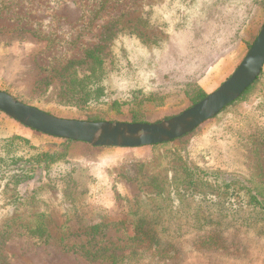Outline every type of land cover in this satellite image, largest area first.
<instances>
[{"label": "rangeland", "instance_id": "374dc122", "mask_svg": "<svg viewBox=\"0 0 264 264\" xmlns=\"http://www.w3.org/2000/svg\"><path fill=\"white\" fill-rule=\"evenodd\" d=\"M102 1L0 0V91L53 116L84 120L76 109L42 96L40 84L54 69L83 59L99 43L104 27L119 23L125 31L113 44L105 75L108 100L124 102L135 91L145 96L156 90L180 94L190 80H198L207 96L234 73L248 53L251 21L257 15L256 0H109L106 10L95 16ZM262 97L264 87L253 85L241 98L236 115L225 118L221 113L195 130L189 146L193 161L206 170H220L228 179L261 173L264 180V149L259 155L260 168L254 169L257 163L240 148L239 138V133L257 125L253 107ZM179 99L173 97L164 107L153 109L145 122L158 123L185 111ZM1 124L0 138L7 136L1 140L18 135L35 146L47 140L18 122L14 132ZM169 150L173 148L107 147L64 167L77 181L68 193L66 183L58 179L25 187L26 199L16 217L26 221L35 213L44 214L53 238L44 243L16 226L0 246V264L2 259L6 264H89L69 249L86 243L81 232L100 223H107L108 229L103 244L102 237L96 243H126V233L132 229L125 220L133 208L142 205L141 210L147 211L146 205H152L156 197V191L146 184L148 179L169 178V165H179L169 162ZM58 172L59 168L52 177L58 178ZM13 195L11 190L0 189V233L11 219ZM210 220L214 223L209 224ZM228 220L212 215L202 227L195 218L184 216L175 222L164 218L157 226L158 234L164 247L169 242L175 247L176 255L154 256L136 264H264V221L235 225ZM214 229L226 235L223 245L231 247L237 241L240 247L209 251L198 237Z\"/></svg>", "mask_w": 264, "mask_h": 264}, {"label": "trees", "instance_id": "16d2710c", "mask_svg": "<svg viewBox=\"0 0 264 264\" xmlns=\"http://www.w3.org/2000/svg\"><path fill=\"white\" fill-rule=\"evenodd\" d=\"M108 2L109 0L101 2L95 16L106 10ZM256 6L257 15L251 21L247 40L249 50L264 25V0H256ZM124 31L125 28L119 23L106 25L99 43L88 49L83 59L69 61L61 69H54L42 80L40 84L42 96H51L55 103L76 109L79 119L93 123L106 121L146 123L145 120L152 110L164 107L168 99L179 96L180 106L185 105L188 109L206 97L198 80H190L184 88H180V94H164L156 90L145 96L142 92L135 91L124 102L108 100L104 83L105 75L113 57V44ZM256 85L264 87V69L254 83V86ZM241 98L223 110V117L230 118L236 115L242 102ZM253 111H255L253 122L257 125L255 127L252 125L244 134L238 133L242 145L240 148L243 147L248 155L251 154V161L257 163L255 169L260 168L259 155L264 149V97L253 107ZM38 134L47 138L39 146L18 135L0 141V189L14 192L11 196L13 201L9 203V205L13 204L11 219L5 223V231L0 233V246L4 245L16 226L24 229L31 238L44 243L49 242L53 237L49 228L50 223L44 214L35 213L26 221H22L23 217H16L20 205L26 199L27 191L24 193V188L28 189L32 183L39 186L51 184L58 179L63 184L66 183L65 192L68 193L77 181L64 167H67L72 160L106 149ZM194 134L195 132L169 143L151 146L154 149L160 146L173 148L169 150V162L173 160L179 165L173 167L169 165V169L172 170L169 178L148 179L146 184L156 191V197L152 200V205H146L147 211L141 210L142 205L137 210L133 208L132 216L125 220L132 229L126 233V243L102 245L108 224L100 223L94 228L81 232V236L88 239L86 243L69 250H75L74 252L84 257L89 264H136L140 260L154 256L165 258L176 255L175 247L170 245V242L164 247V242L158 234L157 226L164 218L172 222L184 216L195 218L196 223L202 227L208 222L214 223L212 220L204 221L209 220L212 215L229 219L228 221L235 225H239L237 222L240 221L246 223L264 221L263 175L258 173L246 178L228 179L220 170H206L197 165L189 153L191 137ZM58 168L59 177L53 178L54 171ZM201 215L204 220H198ZM220 222L221 220L217 221L218 224ZM225 236L222 230L214 229L204 231L198 239L203 241L202 244L209 251L224 252L230 248L237 250L240 247L237 241L231 247L223 245L226 242ZM100 237L102 244L96 243ZM64 241L63 236L61 242ZM2 264H6L3 259Z\"/></svg>", "mask_w": 264, "mask_h": 264}, {"label": "water", "instance_id": "95a60500", "mask_svg": "<svg viewBox=\"0 0 264 264\" xmlns=\"http://www.w3.org/2000/svg\"><path fill=\"white\" fill-rule=\"evenodd\" d=\"M264 69V25L234 73L213 93L177 116L158 123L89 122L62 119L0 91V112L43 135L83 142L96 148H141L192 134L238 101Z\"/></svg>", "mask_w": 264, "mask_h": 264}, {"label": "crops", "instance_id": "0c3cea01", "mask_svg": "<svg viewBox=\"0 0 264 264\" xmlns=\"http://www.w3.org/2000/svg\"><path fill=\"white\" fill-rule=\"evenodd\" d=\"M0 122H3L4 123V128L5 127H9V129L11 130V131H13L14 132V130L13 129H15V122H17V121H15V120H13V119H11V118H9L8 116H6L4 113H2V112H0ZM7 118V119H6ZM0 126H2V124L0 125ZM29 129V128H28ZM17 130H20L18 127H17ZM13 132L11 133V134H13ZM18 132V131H17ZM5 137H7L6 135L5 136H3V137H1L0 138V141H1V139L2 138H5Z\"/></svg>", "mask_w": 264, "mask_h": 264}]
</instances>
